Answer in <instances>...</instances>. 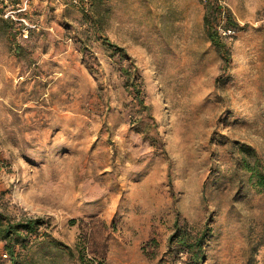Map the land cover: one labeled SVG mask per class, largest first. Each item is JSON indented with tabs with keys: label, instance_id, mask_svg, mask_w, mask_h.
I'll return each mask as SVG.
<instances>
[{
	"label": "rangeland",
	"instance_id": "obj_1",
	"mask_svg": "<svg viewBox=\"0 0 264 264\" xmlns=\"http://www.w3.org/2000/svg\"><path fill=\"white\" fill-rule=\"evenodd\" d=\"M215 1L227 61L201 0H0V213L42 219L19 264H264V0Z\"/></svg>",
	"mask_w": 264,
	"mask_h": 264
},
{
	"label": "trees",
	"instance_id": "obj_2",
	"mask_svg": "<svg viewBox=\"0 0 264 264\" xmlns=\"http://www.w3.org/2000/svg\"><path fill=\"white\" fill-rule=\"evenodd\" d=\"M204 5V15H203V24L207 32L209 40L215 44L219 52L221 53L225 61L228 60L229 50L225 43L221 42V37L217 29V24L222 18V10L219 4L215 0H201ZM227 19V20H226ZM227 26H235L234 22L231 20L230 13L228 12L226 18ZM117 52L122 55L121 48L119 46H114ZM253 176L255 177L256 185L264 191V172H259L258 169H253ZM42 223L40 217L34 216H25L19 219L11 218L10 216H4L0 213V239L3 240V248L7 255H9L8 264H19L18 262V251L16 250L15 245L20 244L21 246L25 244V239L27 234L30 232L36 231L37 227ZM177 239L182 243V245H188L189 248L196 245V249L193 252V260L196 262L201 257L200 251L202 250V236H198L196 239H193L192 243L187 242L183 234L176 232L173 234ZM50 242H53L56 245L61 247H66L70 249V246L67 244L56 240L55 238H49ZM186 242L188 244H186ZM185 243V244H184ZM0 264H6L0 262ZM26 264H35L33 261H28Z\"/></svg>",
	"mask_w": 264,
	"mask_h": 264
},
{
	"label": "built area",
	"instance_id": "obj_3",
	"mask_svg": "<svg viewBox=\"0 0 264 264\" xmlns=\"http://www.w3.org/2000/svg\"><path fill=\"white\" fill-rule=\"evenodd\" d=\"M4 256H7V253L4 251L3 253H2Z\"/></svg>",
	"mask_w": 264,
	"mask_h": 264
}]
</instances>
